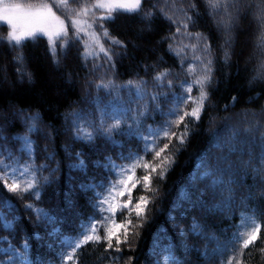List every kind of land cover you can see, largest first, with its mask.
I'll return each instance as SVG.
<instances>
[{
    "label": "trees",
    "instance_id": "obj_1",
    "mask_svg": "<svg viewBox=\"0 0 264 264\" xmlns=\"http://www.w3.org/2000/svg\"><path fill=\"white\" fill-rule=\"evenodd\" d=\"M21 1L29 4L45 2ZM91 1L68 0L67 10L55 9L60 15L67 16L71 9ZM244 1L237 0V8L228 9L234 17L230 47L225 45L222 24L227 20L225 10L223 7L213 10L209 5L214 0H143L139 13H115L114 20L104 21V28L109 37L123 41L126 47L112 45L110 38L101 34L102 29L97 30L104 37V47L113 53L114 67L99 51L96 57L81 59L80 53L86 48L80 39L67 48L66 55L57 42L55 58L44 37L26 40L21 47H14L3 39L7 27L0 25V129L7 137L0 144H7L14 155L20 157V164H24L29 161V156L19 151L23 140L13 137L30 135L35 142V165H47L36 174L40 180L39 199L30 193L21 198L0 187V195L9 198L15 206L12 211L0 209L14 221L13 229L0 228V258H7L3 250L9 247V242L21 252L24 251L22 244L26 242L29 249L25 260L17 259V264H73L62 257L63 252L70 251L64 238L79 239L81 225L93 215L99 219L90 205V200L95 199L93 191H83L79 185L99 181L107 184L110 171L97 166L96 162L103 165L107 163L106 158H111L117 165H128L130 161L120 159V153L127 154L129 149L140 151L143 144L136 137L122 134L126 130L124 120L120 131H114L111 139L105 138L98 131L101 120L106 125L113 124L112 116L121 113L122 108L138 109L147 104L151 110V96H137L136 86L140 81L147 82V93H168V101L173 94L186 95L184 88L189 84L192 85L190 95L198 96V86L193 81L203 74L210 51L213 79L206 86L209 100L205 102L199 120L186 117L179 127L173 126L179 133L187 124L183 145L173 137L160 158H154L152 153L145 156L153 164H158L164 156L172 161L166 163L162 176L160 168L152 174L149 190H144L141 183L132 192L133 204L139 196L149 200L145 219L141 221L134 212L131 216L126 211L123 215L120 211L116 213L117 222L123 223L127 218L133 225L142 226H130L128 242L119 245V252L115 250V239L113 248H108L104 240L83 245L77 250L75 264H229V261L231 264H264V179L253 171L262 166L264 70L260 77L253 79L257 61L250 59L264 40V29L260 24L257 26L252 14L260 0H247L246 4ZM193 3L195 9L190 7ZM145 12H150L151 16L145 18ZM181 21L187 23V29ZM197 33L202 36L197 38ZM172 34H175V40L165 39ZM206 41L212 49L206 50ZM170 43L172 51L169 50ZM226 47L230 53L227 62L224 59ZM20 52L22 62L14 59ZM258 54L264 63V45L261 44ZM93 64L98 67L94 69ZM165 70L169 75L156 81L157 73ZM169 79L171 88L167 84ZM102 80L104 83L112 81L114 88H98ZM168 101L160 99L164 112L169 110ZM192 107L189 101L182 106V111H190ZM247 109H251L252 114H246ZM36 113L41 116L42 131L29 134L25 118ZM77 114H81L79 120ZM247 116H254L256 126ZM174 118L154 114L142 122L145 135L147 125L159 129L165 120ZM127 123H132L130 118ZM76 132L80 133L81 139L74 138ZM89 134L92 140H89ZM165 143H168L167 138L158 140L159 147ZM66 145H70L71 156L65 150ZM76 152L83 153L86 172L70 170V164L78 163ZM49 153H53L51 158ZM0 159L10 162L6 153ZM249 160L250 168H244L242 162ZM209 169L216 170L215 176L208 175ZM143 174V169L137 168L135 176ZM44 177H48V183L44 182ZM217 178L226 183L213 185ZM111 179L118 181L115 175H111ZM201 189L205 193L202 199L211 211L193 203ZM96 191L103 192L104 189L97 188ZM124 199L127 197L121 198V202ZM27 203H32L34 209H26ZM36 209L55 219L38 220ZM193 218L201 225L203 234L191 230ZM249 218L260 225L259 238L248 248H243L246 233L255 226ZM53 229L58 231L53 232ZM37 233L39 235L35 236ZM99 234L103 237L104 230L100 229ZM120 235L123 240L122 230ZM5 237L7 240L2 239Z\"/></svg>",
    "mask_w": 264,
    "mask_h": 264
},
{
    "label": "snow or ice",
    "instance_id": "obj_2",
    "mask_svg": "<svg viewBox=\"0 0 264 264\" xmlns=\"http://www.w3.org/2000/svg\"><path fill=\"white\" fill-rule=\"evenodd\" d=\"M142 3L143 0H97L95 4L92 5L91 8L82 6L79 10L71 9L72 14V26L75 30L74 36H68V27L65 24V20L61 18L60 15H57L56 9H65L67 10L68 0H51V3L45 2L40 4H22L15 2V0H0V21L6 23V25L10 28V31L7 33L3 39L7 41L10 45L14 47H21L26 40H36L39 37H47L50 48L49 51L52 53L54 58L56 57V46L59 41L61 46L66 50L68 47L72 46L75 41L79 40L80 33L85 31V28L91 29L92 24H95L99 21V26L102 29V35L105 37H109L108 30L104 28V21H112L115 19V15L113 13H127L134 14L142 11ZM213 10L219 9L221 7L225 10V15L227 16V20L222 21L223 27L226 32L225 45H231V22L234 17L229 8L236 9L237 8V0H214V2H210L209 5ZM191 8L195 9L196 5L193 3L190 5ZM93 9L103 10L107 15H101L99 17L95 16ZM238 10V9H237ZM89 13H92L93 20L91 23L84 20L82 21L79 18L80 16H86ZM186 15V14H185ZM151 16L150 12H145L144 17L148 18ZM255 18L261 25V28L264 29V0H260L259 3L256 4ZM171 19V17H169ZM187 19H191L188 17ZM184 28L187 29V23L181 21ZM176 32H180V27L177 26ZM97 34L94 30L89 31L88 35L91 37L92 46L98 47L99 52L104 54L107 62L114 67V63L112 60L113 53L110 49L105 48L104 45L100 42V35ZM197 38H200L202 34H195ZM264 35V33H262ZM111 44L114 46L126 47L124 42L114 38L109 37ZM165 39L175 40V34H172L171 37H166ZM261 44L264 45V40L261 41ZM89 45H85L87 49ZM208 45H205L206 50L208 49ZM169 50H173V46L169 44ZM209 58L203 65L204 71L203 74L193 81V84L198 86L199 95L193 97L190 95L192 91V85L189 84L184 88V92L186 95L180 96L173 94L171 101H168V93L160 92V93H147L146 92V81H140L137 87V96L141 97L144 95H150L153 101V107L151 110L148 105L145 104L138 109H128L122 108L121 113L114 114L112 119L114 123L111 125H106L103 120L100 122V126L98 131L101 135H103L107 139H111L112 133L114 131L121 130V121L124 120L126 124V130L122 131L123 135L128 137H136L138 140L142 141V147L140 151L133 152L129 149L128 153L125 154L123 152L120 153V159L130 161L128 165H117L115 161L111 160V158H106L107 163L101 165L99 162L97 166L104 167L110 171V176L108 179V183L105 184L104 181L92 182V183H81L79 187L83 191H87L91 189L94 193L95 199L90 200L91 207L95 210V212L99 215V219L93 215L89 217V220L86 224L81 225L80 238L77 240H72L71 238L65 237L64 244L70 249V251H66L62 253V257L67 261H73L75 264L76 261V253L77 250L80 249L83 245L88 244L89 242H100L104 240L107 242L108 248H113V239H115L116 245L115 250L117 252L120 251L119 245L121 243H127L129 238V228H135L141 225H133L131 219L125 218V222L120 223L115 219L116 213L118 211L123 213L126 211L128 216H131L134 212L135 215L140 218L142 221L145 219V212L149 200L145 196H139L135 203L133 204L132 192L138 186H143L144 190H149L151 188L152 174L156 172L157 168L161 169L160 175L162 176L163 168L167 164H170L172 161L169 157L164 156L160 159L158 164H153L150 161L145 159L149 153L154 155V158H160L161 154L168 149L169 143H171V139L175 137L181 145H183L186 134L188 131L187 124L184 125V130L177 133L173 130V126L179 127L181 123L185 121L186 117H191L193 120H199L200 114L204 109L205 102L209 100V94L206 90V86L212 82V64L213 61L210 58L211 53H208ZM81 59L87 60L89 57H96L98 53L96 51H84L80 53ZM15 60L22 62L23 54L22 52L18 53L17 56L14 57ZM224 59L227 62L230 59V53L227 50V47L224 50ZM59 63V60H56ZM98 66L93 64V68H97ZM169 75L168 70H165L162 73H157L154 77L156 81H161L162 78ZM31 77L29 76V79ZM255 79V77L253 78ZM131 83V82H129ZM182 85L184 82H181ZM167 84L169 88H171L172 81L167 80ZM97 87H103L108 89L109 87L114 88V84L112 81H108L104 83L103 80ZM117 98H119V93L117 91ZM163 98L165 101L170 103L169 110L164 112L161 107L160 99ZM191 101L193 107L190 111H182V106H186L188 102ZM23 112V110H20ZM107 109H105V114ZM130 114V116H129ZM154 114H161L168 117H175L174 119H167L163 122V126L159 129H154L152 125H147V135L144 132L143 121L152 118ZM81 118V114H77V119ZM131 119L132 123H127L128 119ZM41 116L39 113L34 115H28L25 118V123L28 124L27 133L39 132L42 131L40 127ZM162 134V136H161ZM75 139H81V135L79 132L74 133ZM161 138H167L168 143H165L163 147L158 146V140ZM13 139L23 140V145L19 149V151L26 153L29 156V161H26L24 164H20V157L15 156L10 148H8L7 144H0V157H3L5 153L7 154V160L10 161L6 163L4 160L0 159V182L3 183L4 189L7 192L14 193L19 197H23L25 193H30V195L39 199L40 192V180L37 177V173L46 168L47 165H39L36 166L34 162L35 149L33 147L34 141L30 138V135L24 136H14ZM93 137L89 134V140H92ZM7 140V137L4 136L3 131L0 130V141ZM115 143V141H113ZM122 146V145H121ZM70 145L65 146V150L68 151L69 156L72 153L69 151ZM261 149V167L254 168L253 171L264 179V143L260 145ZM252 152L249 151V156L251 157ZM49 158L53 156V153L48 154ZM75 160L78 163H72L69 165L70 170H83L86 172L87 165L83 160V153L76 152ZM246 166L251 165V160L248 162H242ZM137 168H141L144 171V174L140 177H136L135 173ZM11 169V171H9ZM215 171L213 169H209L208 175L215 176ZM111 175H115L118 177V181H113L111 179ZM71 179V177H70ZM45 183L49 182L48 177L43 178ZM226 183L222 178H217L213 180V185H219ZM227 183L231 184L234 181H228ZM97 188H103V192L96 191ZM231 191V189H229ZM200 195L197 197L194 204H199L202 209H208V204L205 200L202 199L204 190H199ZM127 197L121 202V198ZM190 198V197H189ZM229 199H231L229 197ZM14 204L12 201L0 195V209H8L9 211L14 210ZM34 205L32 203L25 204L26 209H34ZM219 207V206H217ZM36 214L38 220L43 218L44 220L52 221L55 218L50 216L47 212H41V210L36 209ZM254 227L251 228L250 231L246 233V238L242 241L243 248H248L249 245L254 244L259 238V230L260 225L256 224L253 218H249ZM14 227V221H10L7 218V213L0 210V228L3 230H11ZM177 227H179L177 225ZM100 229L104 230L103 237L99 234ZM123 231V240L121 239L120 232ZM194 233L203 234L201 231V225L198 221L193 218V226L191 229ZM58 229H53V232H57ZM183 231V229H181ZM135 235V233H132ZM38 236L39 234H34ZM244 235V234H238ZM7 240V238H2ZM27 239V238H26ZM24 251H19L15 246H12L9 242V247L4 249L3 252L6 255V259L0 258V264H17V259L24 261L26 254L29 249V245L25 242L22 244ZM27 264V262H26ZM229 264L231 262L229 261Z\"/></svg>",
    "mask_w": 264,
    "mask_h": 264
},
{
    "label": "rangeland",
    "instance_id": "obj_3",
    "mask_svg": "<svg viewBox=\"0 0 264 264\" xmlns=\"http://www.w3.org/2000/svg\"><path fill=\"white\" fill-rule=\"evenodd\" d=\"M15 2H18V3H22V4H25V5H28L29 3H26V2H24V1H21V0H15ZM97 2V1H96ZM247 3V0H245L244 1V4H246ZM254 3V2H253ZM258 3V2H257ZM40 4V3H39ZM33 5H35V4H33ZM243 5V4H242ZM252 14H253V16H254V12H255V9H253L252 10ZM103 15H107V13H105L104 11H103V13H102ZM57 15H59L58 13H57ZM257 20V19H256ZM0 23H4V24H6L5 22H3V21H0ZM257 26L260 24L259 22H258V20H257ZM10 31V28L8 27V32ZM224 36H226V32L224 33ZM47 38V37H46ZM102 41H104V38L102 37V35H100V42H102ZM84 43H85V45L87 44V45H89V47L86 49L87 51H96V49H95V47L94 46H92V40H91V37L89 36V39H87V38H84ZM80 45H82V43H79ZM261 47V44L259 45V47L255 50V52H253V54L251 55V58L250 59H252V58H255L256 59V61H257V64H255L254 65V68H253V73L254 74H256V76H255V79L257 78V77H260V75H261V71L262 70H264V63H262L261 62V57H260V55L258 54L259 53V48ZM23 74V73H22ZM262 77L264 78V72H263V74H262ZM252 110L251 109H247L246 111H245V113L246 114H252ZM248 117V119L250 120V122H251V124H253L254 126H256V123L254 122V120H255V118H254V116L253 117H249V116H247ZM244 166V168H250V166H246L245 164L243 165Z\"/></svg>",
    "mask_w": 264,
    "mask_h": 264
},
{
    "label": "bare ground",
    "instance_id": "obj_4",
    "mask_svg": "<svg viewBox=\"0 0 264 264\" xmlns=\"http://www.w3.org/2000/svg\"><path fill=\"white\" fill-rule=\"evenodd\" d=\"M237 34H238V38H239V34H240L239 29L237 30ZM204 44H205V41H204ZM206 44L209 46V47H208L209 49H212L211 44H210L208 41H206ZM232 55H233V52H232ZM7 127L9 128V126H7ZM4 129H7V128L4 127ZM0 130H1V129H0ZM6 134H7V132H5V135H6ZM37 162L39 163L40 160H37ZM0 187L3 188V183H2V182H0Z\"/></svg>",
    "mask_w": 264,
    "mask_h": 264
}]
</instances>
